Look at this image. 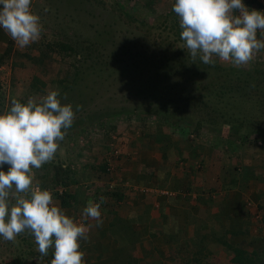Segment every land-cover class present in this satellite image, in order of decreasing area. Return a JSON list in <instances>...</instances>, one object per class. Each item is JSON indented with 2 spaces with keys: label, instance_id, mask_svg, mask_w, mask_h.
I'll list each match as a JSON object with an SVG mask.
<instances>
[{
  "label": "crops",
  "instance_id": "obj_1",
  "mask_svg": "<svg viewBox=\"0 0 264 264\" xmlns=\"http://www.w3.org/2000/svg\"><path fill=\"white\" fill-rule=\"evenodd\" d=\"M242 1L249 10L264 9V0ZM32 46L21 48L0 28V89L5 75L10 78L26 59L43 58ZM154 128L121 132L103 154V148H79L80 163L71 158V164H61L69 166L60 170L61 179L45 175L56 169L52 164L33 169V187L51 190L53 203L86 228L89 238L78 241L84 264H182L188 246L196 251L208 241H225L249 250L264 240V174L250 166L253 150L222 138L204 142L197 134L190 140ZM9 201L14 203L11 196ZM89 202L100 204L102 224L83 216ZM3 242L9 252L0 248V264L16 256L22 264H51L54 258V246L41 255L27 229Z\"/></svg>",
  "mask_w": 264,
  "mask_h": 264
},
{
  "label": "rangeland",
  "instance_id": "obj_2",
  "mask_svg": "<svg viewBox=\"0 0 264 264\" xmlns=\"http://www.w3.org/2000/svg\"><path fill=\"white\" fill-rule=\"evenodd\" d=\"M148 1L31 0L30 10L39 16L42 31L40 38L30 44H34L32 48L42 54L44 63L40 64L42 59L39 63L26 59L23 62L24 66L20 69L16 67L10 78L5 75L6 81H3L0 89L2 100L0 112L10 108L7 103L11 99L24 103L29 99L40 102L52 90L58 91V99L62 105H72L73 123L67 130L62 129L66 131L64 139L57 141L56 153L52 160L45 163L54 167L71 164V158L73 164H79L80 161L75 155L79 148L80 150L98 148L100 152L103 148V154L106 146L111 147L114 137L121 132L155 130L154 127L158 126L161 130L174 131L176 135L179 133L190 140L201 134L200 138L204 142L222 138L232 141L231 146L240 145L247 152L253 150L256 156L252 158L250 166L252 170L264 174V170L257 169H264V99L261 102L240 100L239 104L234 100L236 92L233 91V97L230 98V94L229 96L224 94L225 90L218 91L217 87L213 86L216 85L214 83H224L225 79L233 76L231 74L224 77L230 67L243 70L253 67L264 68V48L254 51L253 58L240 66L234 65L231 61H221L216 56H213V62L221 69L200 64L192 66L187 55L189 51L181 39L179 17L173 11L175 0H154L150 5ZM257 11L264 13V9ZM54 37H66L78 49L84 45L79 41H97L101 44L99 51L91 52V56L98 58L95 61L89 58V61L83 64L85 66L82 67L83 72H79L74 79L76 71L72 65L74 55L63 58L60 53L49 49L48 43ZM256 37L258 41L264 42V29H258ZM177 54V61H168L172 65L164 67L167 60L165 57H176ZM112 58L115 61H112ZM182 63L189 69L181 71L179 64ZM87 64L94 66L87 67ZM61 80L69 82L70 85L65 86ZM166 87H178L182 90V95L196 88L192 91L193 96L204 97L205 101L220 111L221 114L216 116L220 121L235 116L244 118L256 128V135L243 136L242 130L235 129V123H230L229 128L223 125L220 128L209 126L208 117H205L203 121L205 124H202L197 132L194 127L196 119L191 117L196 114V107L189 111L190 116L185 112L184 118L178 113L167 111V108L158 111L157 114L144 113L143 110L150 106L149 101L154 98L144 101L143 95L156 97L158 91L166 90ZM176 100L180 101L179 98ZM134 108L136 111H132ZM184 119H191V122L187 124ZM257 121L259 123H256ZM239 134L243 137L238 138ZM68 167H62V170L66 172ZM8 168L7 164L0 166V170L7 171ZM55 170H46L45 175L51 180ZM36 173H32L35 182ZM49 183L52 184L53 181ZM261 197L264 203V198L262 195ZM9 202L11 205V201ZM4 240V238L0 240L2 242L0 248L4 246L5 250L1 252L8 253L9 251L5 249L8 246ZM225 244L228 246L225 241L220 243L208 241L204 244V249L196 251H192V247L188 246L186 252L188 260L182 264L196 262L203 264L211 260L213 254L218 257V264H241L229 260L230 254L227 253ZM254 245L264 246V240H258ZM184 254L185 252L182 258H186Z\"/></svg>",
  "mask_w": 264,
  "mask_h": 264
},
{
  "label": "clouds",
  "instance_id": "obj_3",
  "mask_svg": "<svg viewBox=\"0 0 264 264\" xmlns=\"http://www.w3.org/2000/svg\"><path fill=\"white\" fill-rule=\"evenodd\" d=\"M30 4L31 0H0V28L21 48L37 41L42 31ZM173 11L193 61L199 55L204 64H212L216 56L240 66L264 48L256 37L257 30L264 29V13L249 10L242 0H175ZM58 96L52 90L40 102L13 99L10 108L0 112V166L9 165L7 171L0 170V236L13 241L27 229L41 255L54 246L51 264H84L78 241L89 238L86 228L53 203L50 191L33 187V169L52 160L57 141L66 134L62 129L73 123L72 105H62ZM29 192L30 196L21 195ZM82 214L103 223L99 203L89 202Z\"/></svg>",
  "mask_w": 264,
  "mask_h": 264
},
{
  "label": "trees",
  "instance_id": "obj_4",
  "mask_svg": "<svg viewBox=\"0 0 264 264\" xmlns=\"http://www.w3.org/2000/svg\"><path fill=\"white\" fill-rule=\"evenodd\" d=\"M152 1L154 0H149L148 5H150ZM67 41L68 40L66 37L65 38H62V37L55 38L54 37L53 40L50 43H48L50 44L49 49L56 51L57 53H60L63 58L74 55L72 57V65L75 67V70H76L74 74V79H75L77 74H79V72L83 70L82 67H85L83 64H86L87 63L86 61H89V58L91 61H95L98 58V57L93 58L91 56L92 54L91 52L99 51V46L101 44H98L97 41H90V40H84L83 42L79 41L80 43H83L84 45L80 46V48L78 49L70 41L68 42ZM187 55L191 59V55L189 52L187 53ZM165 58L167 60L164 63V67L165 65L166 67L167 65L168 67H170V65H172L170 64V62L177 61L178 54L176 57H165ZM112 61H115L114 58H112ZM190 61H191L192 66H197L200 64V66L207 65L209 68L221 69V67L214 62L212 64H204L200 60L199 55L197 56L195 61H193L192 59ZM93 66H94L93 64H87V67H93ZM109 66H111L110 63H109ZM179 67H181V71L189 69L187 66L184 65V63L179 64ZM226 71L227 72H225L226 74H224V77L229 76L231 74H233V76L229 77V79H225L224 83L222 82L214 83L216 85H213V86L214 88L217 87L218 91L224 92L225 90L226 93L224 94L228 96L230 94V98L233 97L232 92L233 91L236 92V97L234 98V100H236L237 103H239L240 100H244L246 102L247 101H250V102L260 101L261 102V100L264 99V95H263L264 68L261 69V68L253 67L251 69L243 70V69H236V68L230 67V69H227ZM61 83H64L65 86L70 85V83L67 81L63 82L61 80ZM194 89L196 88L190 89L189 92L187 93L184 92V95H182L183 94L182 90L179 89L178 87H171V88L166 87V90L158 91V96L156 97L153 95L150 96L148 94L147 95L144 94L143 95L144 101L151 99V98H154V100L152 101L150 100L149 102H151L152 104L150 103V106H146L147 107L146 110H143V111L144 113L157 114L158 111L167 108L166 109L167 111H170L173 114L178 113L179 115H181V117L184 118L185 112H188V116H190L189 111H191L193 107H196V111H195L196 114H193V115L191 114L192 115L191 117L196 119L194 127L197 129V132L201 128L202 124L203 125L205 124L203 122L205 117H208L207 125L209 126H212V127L218 126L217 128H220V126L223 125L229 128L231 126L230 123H235L236 124L235 129L242 130V134L244 133L243 136L246 135V137H248L249 135L251 136L252 134H255L256 128L253 127L252 124L250 125V123L247 122V120L244 118L235 116V117H231L229 119L220 121L219 118H217L216 116L220 115L221 112L215 109V107L212 104L205 101L203 96H202L203 98L193 96L194 94H192V91H194ZM178 98L180 101L176 100ZM18 101H20L21 103H24L21 100H18ZM0 102H2L1 99H0ZM236 105L238 106V104ZM126 111L129 112L130 110H126ZM132 111H136V108L132 109ZM184 120L187 122V124L191 122V119L190 120L184 119ZM256 123H259V122L257 121ZM238 136H239L238 138L243 137L241 134H239ZM62 169L63 168L61 166L56 167L55 173L57 174V176H59V179H61L60 170ZM64 183H65V178L62 177V184ZM56 193L58 192L56 191ZM226 249H227V253L230 254L229 260L231 262H234V263L240 262L241 264H264V246L252 245L250 249L247 250L245 248L238 246L237 244L234 245V244L228 243V246L226 247ZM216 263L218 264V257L213 254L212 259L207 260L203 264H216ZM4 264H22V260L20 259V257L16 256V257H12L8 259L7 261L4 262ZM195 264H202V263L196 262Z\"/></svg>",
  "mask_w": 264,
  "mask_h": 264
},
{
  "label": "built area",
  "instance_id": "obj_5",
  "mask_svg": "<svg viewBox=\"0 0 264 264\" xmlns=\"http://www.w3.org/2000/svg\"><path fill=\"white\" fill-rule=\"evenodd\" d=\"M50 191H51V190H50ZM56 191H57L58 193H61V192H62V190H61V189H60V190H58V189H57Z\"/></svg>",
  "mask_w": 264,
  "mask_h": 264
}]
</instances>
